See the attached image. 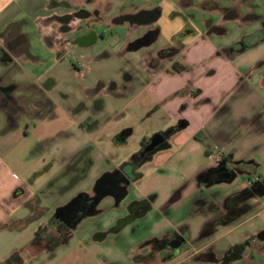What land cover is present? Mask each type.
<instances>
[{"label":"flooded vegetation","instance_id":"obj_1","mask_svg":"<svg viewBox=\"0 0 264 264\" xmlns=\"http://www.w3.org/2000/svg\"><path fill=\"white\" fill-rule=\"evenodd\" d=\"M146 1L142 7L132 14H123L120 11L104 20L99 16V10H88L85 7H74L61 15H53L60 21L59 26L47 37L50 45H56L53 57V65L63 67L70 63L75 70L81 67H89L93 62H100L109 57L106 49L101 48L95 53H89L88 60L75 65L70 57H78L77 50H71L75 45H95L103 41L102 35H96L95 27L101 24L124 23L140 24L144 31L137 37L128 40L125 49L129 52L138 53L147 49L160 37L166 36L164 26V6L169 3L167 0H157L150 3ZM185 1L183 5L189 6L191 0ZM226 1V0H225ZM256 0H227L224 7L235 13L240 6L255 9ZM94 2V0H88ZM218 4V3H215ZM137 4H133L136 7ZM109 5L106 4V8ZM179 16V11H174L173 21ZM253 17L261 18L260 15L253 14ZM165 22V23H164ZM263 27L260 29L264 33ZM131 30V26H129ZM85 29V33H79ZM74 32L71 37L65 36L64 32ZM190 28H180L170 35L173 40L181 39L185 34L190 33ZM5 35V34H4ZM4 49L7 59L16 60L21 56L30 57L29 45L23 33L16 31L15 34L8 35ZM94 45V46H95ZM180 42L160 47L153 55L148 53L147 62L153 67H159L162 58L172 60L171 66L178 70L189 71L191 68L182 62L183 55ZM86 50V49H85ZM83 52L81 55H86ZM80 57V56H79ZM36 59L35 57H32ZM130 78L127 72L123 74V80L119 83L113 79L104 81L96 80L90 88L78 87L80 98L76 101L75 107L59 108L67 116H83L81 121L84 135L96 137V143L104 145L109 153V161H118L108 171L101 172L90 182L88 175L94 165L92 152L97 144L86 143L74 151L65 161V172L67 179L68 199L58 204L44 197L32 196L23 204L30 210L27 219L36 223L33 235L29 243L17 251L16 264H96L89 261L90 257H98L101 264H170L176 263L181 254H184V261H193L196 258L212 260L218 264H264V225L258 222V205L253 204L250 198L264 195V177L254 176L257 167L248 160L231 159V157L218 148V159L200 167L193 175V185L188 180L181 179L179 168L172 165L177 176L174 180L155 178L156 176H166L167 168L162 163L157 162L161 154L168 153L167 159L171 158L170 151H174L178 146L174 144V138L182 133L189 125L185 112L198 111L205 105H210L211 100L207 97L198 99L199 89L192 87V81L188 80L184 86L176 89L170 101L179 98V102L173 106L171 113L164 108V103L139 102L123 107L119 114H111L107 111L109 107H114L116 97L130 90L126 86V79ZM58 78L47 72L41 77L39 83L32 84L34 91L33 102L36 105L35 116L39 118L42 113L45 116L53 115L54 101L60 97L68 99L67 92L55 89L60 85ZM24 89L27 87L22 85ZM55 86V87H54ZM16 87V85H15ZM14 85L0 87V95L3 100L14 102L15 111L23 114L25 109L20 105L22 99H26V91L14 97L16 90ZM212 117H223L225 107L223 105H210ZM129 107L141 108L142 112L137 115L128 113ZM114 111L118 108L114 107ZM162 113V115H160ZM107 127V131L102 128ZM110 127V128H109ZM113 127V128H111ZM202 130V136L206 140L212 138ZM139 134L136 145L130 149V141L134 134ZM216 137H221L222 130L216 131ZM132 150L131 154L124 157L120 154L126 150ZM212 149L208 148L211 156ZM120 154V155H119ZM124 157V158H123ZM50 163L49 160H45ZM148 176L152 188L146 191L148 184L142 182V177ZM234 182V184H233ZM233 184V185H232ZM234 185L236 187L234 188ZM150 186V185H149ZM47 189L44 187L42 192ZM145 190L146 192H142ZM19 195H24V190L19 189ZM183 197H188L204 205L200 210L202 215L207 216L201 228L202 231L210 232L218 227L238 226L244 230V238L237 243H233L222 251L215 253L211 246L201 254L193 253L200 239L193 237L187 224H180L179 220L170 223L169 226L160 229L158 235L148 237L135 246V250H142L136 254L129 253L132 246L126 247L125 263L123 257L116 252L119 244L114 248V255L107 259V254L100 244L110 234L117 235L118 232L131 228V230L144 225L147 219L164 216L167 218L174 211L172 206ZM162 201L159 208H154V203ZM109 202L108 204H105ZM51 205V206H50ZM58 209V210H57ZM264 209V206H263ZM197 213V212H191ZM166 215H168L166 217ZM253 223V227H248ZM86 225V226H85ZM144 228H146L144 226ZM78 229L94 230L93 244L99 246L95 253L85 251V247L91 242L84 238L79 241L82 256L79 260H67L65 256L66 246L74 239ZM128 230V229H127ZM90 233V232H89ZM88 233V234H89ZM76 257V253L74 255ZM32 261H31V260Z\"/></svg>","mask_w":264,"mask_h":264},{"label":"crops","instance_id":"obj_2","mask_svg":"<svg viewBox=\"0 0 264 264\" xmlns=\"http://www.w3.org/2000/svg\"><path fill=\"white\" fill-rule=\"evenodd\" d=\"M132 1L0 0V87L8 85H14L15 87L16 85V90L13 92L14 97L26 91V99L19 102L25 109L23 114L15 111L16 105L14 102L3 100L1 99L2 95H0V264H16L17 251L25 247L32 238L36 223L30 219L21 223L30 213L29 208L24 206L23 203L27 199H32L34 195L40 197L43 194L44 186L40 184L39 177L47 172L50 167L65 168L66 158L62 155L55 156V160L59 164L53 162L48 164L41 158L40 152L37 150H34L33 153L28 148L24 149L22 147L20 149L19 145L32 139L34 142L38 140L40 143L56 132L73 131L87 137L83 134L80 125L83 116L69 117L59 109L62 108L64 97L54 101L52 117L51 115L45 116L46 112L42 113L39 118L35 116L34 111L37 107L33 102L35 96L32 84L39 83L41 77L49 71L58 78L56 84L59 83L60 85L56 86L55 89H59L61 92L69 91L68 88L71 87L70 81L72 78L77 81L75 84L77 88H90L98 79L104 81L113 79L119 83L123 80L124 72H127L130 78L126 79V86L130 90L116 97L113 104L118 110L114 111L113 106L107 110L115 115L121 113L123 107L139 102H162L164 108L171 113L173 106L180 100L175 98L170 101L172 93L184 86L186 81L191 80L192 87L199 89L196 98L207 97L211 100L210 105H223L225 114L219 118L212 117L211 110H209L210 105H205L198 111L185 112L184 115L188 118L189 125L174 138V144L178 147L174 151H170L172 155L170 159H167L169 154L166 153L167 161L164 166L172 167V165H175L180 170V178L188 180L192 186L194 173L200 167L213 162L208 153V148L216 151L220 147L222 148L221 151L228 154L231 159L251 161L257 167L254 178L264 177V156L260 160L255 158L256 153L264 155V140L262 141V138H264V33L260 32L263 27L264 16L256 10L249 8L248 11L242 12V9L246 6H240L235 13V11H229L224 5L203 0L201 1L203 7L217 8V11L223 17V23L210 22L207 24L206 33H199L191 22L190 14L184 8L183 3L185 1L181 3L180 0H167L166 2L169 3L164 6L163 11L167 20L166 23L164 22L166 36L160 37L147 49L138 53L127 51L125 44L128 40L140 35L144 31V27L140 24L130 25L127 22L107 23L110 32L117 26L126 27V32L120 38H117L113 32L109 34L110 38L116 39L115 45H111L110 49L105 46L102 47L108 49L110 57L112 55L118 57L119 63L114 74L104 76L99 70L91 71L89 67L85 66L78 71L70 63L63 67L52 64L53 60L49 58L53 57L56 45H50L47 42V37L60 24L58 19L52 17L53 15L64 14L74 7H85L88 10H99L98 15L102 16L104 20H108L121 9L123 14H132L143 4H146V1L141 4L132 3ZM106 4L109 5L107 8ZM133 4H137L136 7ZM174 11H179V16L170 21ZM253 14L260 15L261 18L253 17ZM99 26L95 27L94 32L96 35L99 32ZM129 26H131V30ZM25 27L33 31L35 36L37 35L35 39L32 38V35H29L28 30H24ZM182 27L190 28L192 31L185 34L181 39H171L170 35ZM231 27H237V30L234 31L231 39L224 41L220 38V35L230 32ZM16 31L24 34L31 56H21L12 62L7 59V55L4 53V49H6L5 40L8 35L15 34ZM85 32L84 29L79 33ZM64 34L71 37L74 32L68 31ZM179 42L183 44L181 49L182 62L191 68L189 71L172 67V60L167 58L161 59V66L159 67L148 64V53L154 55L160 47ZM36 44L41 46L42 52H36L33 49ZM94 45L95 43L90 46L74 44L70 48L71 50H77L78 53L83 50V52L88 51L91 53L90 51H92ZM81 54H78L80 56L78 58L83 62ZM40 66H43V70L40 69L39 72H34ZM22 85L27 88L24 89ZM218 129L222 130V135L219 138L216 137ZM102 130L107 131L108 128L104 127ZM202 130L212 136L211 140L203 138ZM181 134H184L186 139L183 140L180 137ZM78 142L79 144L75 145L77 149L86 144L84 138L83 141ZM131 151L128 149L121 152L123 154L121 157H127L131 154ZM71 153L69 152L68 156ZM19 155L24 157L22 166L15 162L14 156H18L19 162ZM44 155H47V153L44 152ZM92 157L94 165L89 172L87 182L93 180L101 172L108 171L118 161L123 160L121 158L116 162L109 161L108 151L104 145L100 146L99 144L93 150ZM164 157L162 156V158ZM162 158H159L157 162L162 163ZM14 169L18 170V174ZM165 177L161 175L155 178L163 179ZM171 180H174V178ZM142 182L148 184L146 191L153 187L149 183L148 176H143ZM235 187L236 185H234ZM19 189L24 190V195H19ZM146 191L143 190L142 192ZM46 199L52 201L54 205L63 202L53 201L48 197ZM194 202L192 208L188 209L190 207H187L185 213H197H191L184 220L182 218L179 221L180 224L189 226L193 237L200 239L197 246L194 247L193 253L201 254L207 247L211 246L218 255L223 249L244 238V230H241L238 226H221L210 232L202 231L201 226L207 216L198 212L204 209V205L198 201ZM161 204L162 201H157L153 206L159 208ZM184 204L187 205L188 203L185 198H182L171 209L178 211L179 206L183 208ZM257 216V221L264 225L262 213H258ZM248 227H253V223L249 224ZM89 232L90 230L87 229H78L74 239L66 246L64 253L67 254L65 256L67 260L81 259L82 247H80L79 241L86 238ZM93 243L87 245L84 250L95 253L98 248ZM135 249V246H132L129 253L134 255L142 252V250L136 251ZM75 253L76 257H74ZM184 258V254H181L176 263L170 264H218L201 257L187 263ZM56 264H59V261ZM230 264L235 263L232 261Z\"/></svg>","mask_w":264,"mask_h":264},{"label":"rangeland","instance_id":"obj_3","mask_svg":"<svg viewBox=\"0 0 264 264\" xmlns=\"http://www.w3.org/2000/svg\"><path fill=\"white\" fill-rule=\"evenodd\" d=\"M157 0H150V3H154ZM201 1L203 0H191V4L188 7H185V10L187 13L190 14L192 20L191 22L193 23L194 27H196V29L198 30L199 33H206V27L207 24L210 22H216V23H223L222 20V15L219 13V11H217V8H206L203 7L201 5ZM207 2H211L213 4L215 3H219V5H224L225 3H227V0H204ZM144 3V1L142 0H133L132 3ZM129 4V3H128ZM255 9L256 12H258L259 14L264 16V0H256L255 1ZM127 5V4H126ZM248 7H244V9H242V12L248 11ZM97 27V26H96ZM114 30L110 32V30H108V25L107 24H103L100 25L98 27V34L103 36V41L97 43L92 51H90L91 53H95L98 50H100L102 47H106L108 49L111 48V45H115L116 44V39L114 38H110L109 34L110 33H114V35L117 38H120V36L122 34H124L126 32V27H116L113 28ZM24 30H28L27 32L29 33V35H32V38L35 39L36 36L34 35L33 31H31L29 28L25 27ZM237 30V27H231L230 32H228L225 35H220V38L223 39L224 41H228L227 39H231L233 36L232 34L234 33V31ZM36 52H42L41 50V46L36 44V47L33 48ZM108 49L106 50L108 52ZM88 56L89 54L86 53V55H84L82 57L83 60L87 59L88 60ZM70 60L76 64L79 63V58L76 56H72L70 57ZM119 63L118 57L117 56H113L112 57H107L104 58L102 61L100 62H96V63H91L89 65V69L91 71L94 70H99L102 75L106 76V75H111L114 74L116 72V66ZM47 66L49 64H46ZM42 69L43 70V66L37 67L36 70H34V72H39V70ZM76 82L73 78L70 81L71 87L68 88L69 91H66L67 94L69 95L67 100H64L62 103V108L64 107H70L73 108L75 107L76 101L80 98V92L76 87ZM142 109L141 108H133V107H129L128 109V113H132L137 115V113H141ZM160 115H162V113H160ZM60 117V116H59ZM180 136V135H179ZM183 140L186 139L184 134H181L180 136ZM83 138L86 140V143L88 144H92V145H96V137H94V135H91L90 137H84L81 133H75V132H56L54 135L52 136H48L46 137L44 140H42L40 143L38 142V140H35V142L32 140L24 141V143H22V145H19V148L22 149V147L24 149H27L30 151H32L34 153V150H37L38 152H40V156L41 158L45 159V160H49L50 163H58L55 160V156L60 154L63 157H65L67 159L69 152L71 153L72 151L74 152V150H76L77 148L75 147V145L79 144L78 141H83ZM139 138V134H134L133 137L131 139H129L130 141V149L133 148L136 143L137 140ZM262 138V137H261ZM261 138H259L261 140ZM264 140V138H262V141ZM85 143V142H84ZM95 150V148H94ZM44 152L47 153V155H44ZM72 152V153H73ZM172 152V151H171ZM170 152V153H171ZM43 153V155H42ZM71 153V154H72ZM70 154V155H71ZM121 154V153H120ZM119 154V155H120ZM123 155V154H122ZM162 156L164 158H162ZM263 154L261 153H256L255 154V158L256 160H260L261 158H263ZM15 158V162L19 163L21 166L24 164L22 161L24 160V157H21V155H19V162H18V156H14ZM159 158H162V165L164 166V164L166 163L167 159H166V154H161V156ZM158 158V159H159ZM167 172H166V177L164 178L165 180H167V182H169V179H173L177 176L176 171L174 169H172V167H167ZM14 168V167H12ZM53 168V169H52ZM263 168H264V162H263ZM14 171L17 173L18 170L14 169ZM65 172V168H59V166H53L50 167V169L45 172L43 175H41L39 177V182L40 184H42L44 187H47V189L44 190L43 194H41L40 197H44V198H49L53 201H65L66 199H68L69 197V193L67 192V179H66V175H64ZM62 173V174H61ZM18 174V173H17ZM186 199V202L188 203L187 205L184 204V207L181 208L179 206L178 211L173 210L174 213H171L169 216L166 215L167 218H164V216H162V218L159 220L158 218H150L147 219L146 223L144 225L138 226V228L131 230V228H127L126 230H122L121 232H118L117 235H108L106 237V239L103 240V243L100 244L101 248H103L105 251L104 253L107 254L108 257H106L107 259H111L112 256L114 255L113 251L114 248L117 246L116 244H119L118 250L116 251L118 253L119 256L123 257V263H125V257L123 255V253H125L126 247H129L131 245L137 246L138 242L151 237L153 235H158L160 233V229L166 226H169L170 223L175 222L176 220H181L183 218V220L185 219L186 216H188L191 213H185V211L187 210V207H190L188 209H191L193 204L195 203L194 200L188 198V197H183ZM250 201L253 204L258 205L259 203H261V205H258L257 209L258 210H263L262 216H264V195L261 197H251ZM178 205V204H177ZM51 206V205H50ZM175 206V205H174ZM184 210V211H182ZM144 226L146 228H144ZM96 229L91 230L89 234H87L86 236V241L88 242H96L95 240H92L93 236H94V232ZM262 237H264L262 235ZM99 246H97L98 248ZM125 249V250H124ZM3 252V251H2ZM113 254V255H112ZM0 257H1V251H0ZM94 260L97 261L96 264H101V259L98 257H90L89 261L94 263ZM95 264V263H94ZM131 264V263H130ZM135 264V263H134Z\"/></svg>","mask_w":264,"mask_h":264},{"label":"built area","instance_id":"obj_4","mask_svg":"<svg viewBox=\"0 0 264 264\" xmlns=\"http://www.w3.org/2000/svg\"><path fill=\"white\" fill-rule=\"evenodd\" d=\"M218 156H219V152H218V150L213 151L212 154H211V157H212L213 159H218Z\"/></svg>","mask_w":264,"mask_h":264},{"label":"water","instance_id":"obj_5","mask_svg":"<svg viewBox=\"0 0 264 264\" xmlns=\"http://www.w3.org/2000/svg\"><path fill=\"white\" fill-rule=\"evenodd\" d=\"M58 210V209H57Z\"/></svg>","mask_w":264,"mask_h":264}]
</instances>
